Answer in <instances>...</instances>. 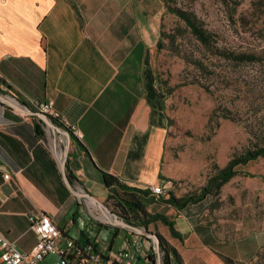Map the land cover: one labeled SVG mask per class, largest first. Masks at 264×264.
<instances>
[{"label":"crops","instance_id":"crops-1","mask_svg":"<svg viewBox=\"0 0 264 264\" xmlns=\"http://www.w3.org/2000/svg\"><path fill=\"white\" fill-rule=\"evenodd\" d=\"M164 11L163 0H0V92L33 111L50 101L59 114L44 120L0 101V187L13 189L0 190V231L20 251L39 239L28 220L38 210L63 235L93 243L105 259L118 261L130 250V264H148L141 234L98 223L78 203L101 211L96 200L113 194L103 172L130 188L169 190L164 95L152 63ZM204 200L180 210L149 202L146 209L170 216L187 239L207 229L197 223Z\"/></svg>","mask_w":264,"mask_h":264},{"label":"rangeland","instance_id":"rangeland-1","mask_svg":"<svg viewBox=\"0 0 264 264\" xmlns=\"http://www.w3.org/2000/svg\"><path fill=\"white\" fill-rule=\"evenodd\" d=\"M163 5L161 40L152 63L164 95L169 191L181 196L198 191L215 166L223 167L233 155L264 145V0H166ZM167 5L192 14L211 34V42L203 45L197 40ZM239 54L258 59L241 61ZM42 106L36 108L45 112ZM99 200L122 218L112 199ZM202 204L197 223L208 230H193L187 239L171 237L159 221L142 226L130 220L147 233H163L180 254L181 264H218L208 254H215L219 264H264V157L238 166L220 193L207 195ZM78 207L81 214L109 224L95 204L79 202ZM141 240L146 249L152 246L154 260L147 256L148 264L157 259L164 264L160 245L157 257L153 239L143 234Z\"/></svg>","mask_w":264,"mask_h":264},{"label":"trees","instance_id":"trees-1","mask_svg":"<svg viewBox=\"0 0 264 264\" xmlns=\"http://www.w3.org/2000/svg\"><path fill=\"white\" fill-rule=\"evenodd\" d=\"M163 1L166 3V0ZM167 8L169 12L174 13L185 22V24L190 28L191 33L203 45H208L211 42V34L202 27L192 14H188L178 7L167 5ZM161 34L162 30L156 46L160 45ZM237 58L241 61L248 62L256 61L258 59L254 56V54H239ZM23 103L27 104L24 101ZM27 105L31 107V105ZM53 118L56 119V117ZM259 157H264V145L249 148L238 155H233L223 167L215 166V172L208 177L206 183L200 187L198 191L181 196H176L169 190L165 194L154 196L150 193L149 189L130 188L119 182L117 177L106 172H103V183L109 190L112 189L113 194H111L108 198L112 199L113 202L119 205V214L127 222L134 224V221L130 220V218H133L139 222V225L147 226L150 223L159 221L168 228L171 237L182 240L183 237L181 233L175 228L174 219L166 214L148 212L146 209L147 204L149 202H161L169 204L175 209L180 210L189 203L201 201L209 194L218 195L222 186L237 173L238 166L246 165L250 161L256 160ZM157 234L160 240L159 245L160 251L163 253L164 264H172V259L175 260L176 264H181V256L177 249L172 246L161 234ZM147 249L149 250L147 256L151 258V260H154L151 254L153 252L152 246L149 245Z\"/></svg>","mask_w":264,"mask_h":264},{"label":"built area","instance_id":"built-area-1","mask_svg":"<svg viewBox=\"0 0 264 264\" xmlns=\"http://www.w3.org/2000/svg\"><path fill=\"white\" fill-rule=\"evenodd\" d=\"M39 104L51 108L50 101ZM52 115L59 116L54 110ZM3 178L8 180L10 174H3ZM147 189L154 196L165 193V187L161 185L150 186ZM28 220L31 230L39 236L37 243L30 251L22 252L17 248L15 241L10 240L0 231V264H41L48 256L56 257L54 264H130L128 261L131 256L130 250H123L117 263L109 258L104 259L93 243L87 242L80 245L74 238L56 232L53 220L42 211H30ZM82 251H90L91 259H83Z\"/></svg>","mask_w":264,"mask_h":264},{"label":"water","instance_id":"water-1","mask_svg":"<svg viewBox=\"0 0 264 264\" xmlns=\"http://www.w3.org/2000/svg\"><path fill=\"white\" fill-rule=\"evenodd\" d=\"M0 101L4 102L6 104H10V105L15 106V107L20 108V109H25L28 112H30L31 114H36L37 116H39L40 118H42L44 120H47V118H48V114H46V113H44L42 111H33L25 103H22L23 105L17 104V103L11 101L10 99H8V98H6V97H4L2 95H0ZM62 175H63V179H64L66 185L69 187V189H71L77 196L80 195L79 192L74 189V187L72 186V184L69 181L68 177L64 174L63 170H62ZM0 190L5 195H9L13 191V189H12V187H11V185L9 183H4L0 187ZM96 201H97V203L101 204L98 200H96ZM108 212L110 213V217L107 218V220H108V222L110 224L115 225V226H121V227L127 228L129 230H133V231H135V232H137V233H139L141 235L144 234L147 237L152 238L153 241H154L155 252H156L157 257H158V255H159L158 254V246H159V241L160 240H159V236H158L157 233H150V232L147 233L144 228H140V227L134 226V225L128 223L127 221H125L124 219L120 218L118 215L110 212L109 210H108ZM156 264H159V260L158 259H157V263Z\"/></svg>","mask_w":264,"mask_h":264},{"label":"bare ground","instance_id":"bare-ground-1","mask_svg":"<svg viewBox=\"0 0 264 264\" xmlns=\"http://www.w3.org/2000/svg\"><path fill=\"white\" fill-rule=\"evenodd\" d=\"M3 96V95H2ZM5 97H7V96H5ZM8 98V97H7ZM41 109L42 110H44L45 112H46V114H47V112L48 113H50L51 115H52V111L50 110H48L47 108H46V106H42L41 107ZM51 109V108H50ZM41 111V110H40ZM43 112V111H42ZM44 112V113H45ZM49 115V114H48ZM53 116H57V115H53ZM76 135L79 137V133H76ZM98 204V206L101 208V211H102V214L105 216V218L107 219V218H109L110 217V213L108 212V210L105 208V207H103L102 206V204H99V203H97ZM56 232H59L58 231V229H57V227H56ZM88 259H91V252L90 251H88Z\"/></svg>","mask_w":264,"mask_h":264}]
</instances>
